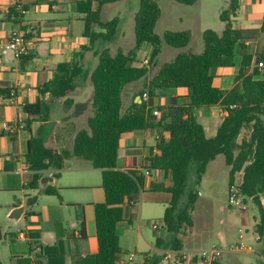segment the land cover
Instances as JSON below:
<instances>
[{"label": "trees", "instance_id": "obj_1", "mask_svg": "<svg viewBox=\"0 0 264 264\" xmlns=\"http://www.w3.org/2000/svg\"><path fill=\"white\" fill-rule=\"evenodd\" d=\"M121 1L77 0V11L85 23L84 36L89 39V45L82 47L71 62L59 64L54 78L39 91L42 96L49 94L53 101L65 99L64 105L70 107L74 101L69 95L78 88L79 83L89 80L94 89L93 116L88 118L86 128L75 134L69 149L59 150L47 146L43 127H39L36 134H31L25 159L33 175L25 178L26 189L37 190L44 178L43 171L62 170L65 161L72 157L92 161L94 168L102 172L106 200L94 205L98 251L81 258L76 264H117L121 252L117 226L124 220L123 206L131 204L137 207L144 193L146 179L145 171H121L117 168L122 136L128 132L159 129L161 136L157 148L161 153L147 158L146 169L159 170L170 177L169 186L154 184L152 187L154 192L167 193L171 197L163 217L164 228L170 236L159 240L160 247H170V250L176 251L184 249L179 236L182 227L194 225L192 212L199 198L195 186L201 183L209 164L220 155L224 156L227 166L231 168L230 187L235 183L236 175L243 173L240 190L246 200L253 199L258 207L256 233L260 235L264 246V206L261 202L264 194V51L259 59L262 67H257L252 73L253 55L245 46L249 36L246 31L235 29L231 22L239 8V0H231L230 9L221 13L220 20L226 24L222 34L214 30L205 31L202 53H179L144 86L140 93L142 100L144 94L155 98L159 91L167 89L188 88L191 91L188 105L162 106L159 108L158 120L148 116L144 100L142 103L133 102L124 111L123 91L127 85L149 75L150 68L163 51L164 43L176 49L185 48L192 41V33L167 31L160 37L155 32L162 16L159 3L156 0H140L134 23V47L127 53L119 49L116 54H112L107 45L118 38L121 20L114 18L103 21L101 11L107 4ZM173 1L192 6L198 0ZM21 17L16 6L10 9L9 20L17 24ZM260 32L264 35V22ZM144 43L152 46L149 65L138 66L136 64ZM239 49L242 72L233 89H221L215 85L213 70L234 68ZM92 50L98 58V65L85 77L88 65L82 59L85 52ZM260 76L262 79H258ZM12 91L0 89V95L7 97ZM50 104L40 100L26 105L23 109L28 116L27 124L32 126L38 119L47 123ZM212 106H220L227 116L217 135L208 138L197 112ZM244 130L249 131V135L241 139ZM194 177L195 183L192 182ZM54 178H59V175H54ZM43 191L46 195L61 198L59 190L51 185ZM184 197L185 202L182 201ZM36 203V197L27 201L30 208ZM33 214L30 211L27 216ZM82 227H85V222ZM0 264H3L1 260ZM36 264L42 263L38 261ZM146 264H156L155 257L147 259ZM214 264L223 263L217 260Z\"/></svg>", "mask_w": 264, "mask_h": 264}, {"label": "crops", "instance_id": "obj_2", "mask_svg": "<svg viewBox=\"0 0 264 264\" xmlns=\"http://www.w3.org/2000/svg\"><path fill=\"white\" fill-rule=\"evenodd\" d=\"M198 2H201V0H198ZM18 3L23 6L26 13L22 15L21 21L16 24L8 19V13ZM105 6L101 11V18ZM230 6L231 0H228V9H230ZM225 10H222V12ZM222 12L219 11L220 16ZM197 20V23L202 26V15L197 14ZM231 22L235 29L244 30L249 36L248 40L245 41V46L248 48V52L253 55L252 72L257 68L260 54L264 51V35L260 32L264 22V0H239V8L236 14L232 16ZM225 26L226 24L222 23V28L216 32L222 34ZM84 30L85 23L82 20V15L77 11V0H0V89H11L16 91L17 94L15 104H9L6 101V96L0 95V193L11 194L21 186L23 191L26 190L27 182L25 178L33 175V172L29 169L25 156L28 152V141L31 134H36L38 130L36 132L34 130L35 123L32 126L27 124L28 116L25 114L23 108L26 105L35 104L40 100L51 102L50 109L54 104H64L65 99L53 101L49 94L42 96L39 90L54 78L59 64L71 62L76 53L81 51L82 47L89 45V39L84 36ZM207 30L210 29L203 28V26L200 28L202 37ZM18 31L29 32L28 36L31 47L30 53L21 58L15 57L13 52L6 51L3 48L10 36ZM181 31H190L193 40L194 30L191 26ZM120 41L119 33L114 43H119ZM109 45H107L108 48H110ZM238 54L239 57L234 68H218L220 71L216 75L215 85L219 88L230 91L236 85L237 77L242 72L240 49ZM95 59L98 58L94 56V50H92L84 53L82 62L85 65H93ZM218 79L221 80L222 86L218 85ZM258 79H262V77L260 76ZM143 88L144 86L128 91L126 95V107L123 101L124 111L133 102L138 103L143 101L140 96ZM124 94L125 89L122 97ZM93 97L94 89L89 80L79 83L78 88L69 95V98L74 101V104L68 107L71 117L68 119L67 126L72 131L73 139L79 130L86 128L87 120L92 115L90 109ZM190 97L191 91L188 88L167 89L159 91L157 96L153 98V102L158 108L162 106H184L190 103ZM197 116L199 122L204 126L206 136L213 138L217 135L224 117L227 116V112L220 106L204 107L198 110ZM47 123L40 127L45 129L48 125ZM6 124H14L17 126L16 130L14 132H7L5 130ZM248 135L249 131L246 135L242 133L241 139ZM160 136L161 131L159 129L128 132L122 136L117 168L121 171H145L148 174H146L144 193L137 207L131 204H125L123 206L124 220L117 226L121 249L117 264H146L147 259H152L153 257L156 259V264H172L165 259L166 252L171 248L160 247L159 240L163 238H156L153 241L146 238V244L150 249L141 252L142 259L138 261L136 260L139 253L138 242L134 246L126 249L121 247L122 238L132 239L129 233L133 230L135 224L139 227L143 225L141 203L146 193L153 192L152 197H150L152 202L164 201L170 203L171 197L169 194L154 192L152 189L154 184L169 186V175L159 170L148 171L146 169L148 166L147 158L152 154L160 155L161 153L157 148ZM62 138L60 133H57L56 137L51 138L52 140L50 139V141H46V144L55 149H66L61 142ZM42 174L44 177H52L54 183L57 180L61 181L58 189L61 198L57 196L61 204L54 209L57 215L50 208H46L45 219L48 223L62 224L65 221L63 203L67 201L68 203H74L71 205L75 206V208L78 207L82 215L81 217H77L81 229L67 238V240H71L70 238H72L71 242L73 243L71 246H66L65 251H68V248L72 250L68 251V254L58 252L56 258L39 262L42 264H61L60 262L62 261H60V258L68 256L72 260V264H76L81 258L97 253L98 241L96 238L94 205L106 200V194L102 188L101 170L94 168L92 161L88 159L72 157L65 161L62 170L50 169L43 171ZM65 174H69L70 176L66 177ZM54 175H59V178H54ZM53 182H50L48 185H51ZM41 186L43 189L47 187L42 185V183ZM67 190H74L78 193L74 194L71 200H65V197L61 193ZM30 198L34 197H28L18 202L14 196L13 199L6 201L5 204H0V206L2 208V205H5L3 208H5L9 218L14 209L23 207L24 211L22 216L16 221H21L23 218H31L33 222L40 223V214L36 213L33 209L38 203V198L37 203L32 208L27 205V201ZM261 202L264 206L263 196L261 197ZM246 203L248 209L249 203L255 204L252 199L247 200ZM30 211H33V216H27ZM246 211L240 212L244 213ZM83 222H85V227H82ZM253 222L252 228L256 244L247 240L250 229L248 228V220L245 217L241 218L242 226L233 230L234 235L237 237L235 242L233 240L229 241V233L223 231V229H218V236L222 237L223 240V246L221 247H228L237 243L240 235L243 234L245 244L255 249L254 253L245 255L255 257L264 264V246L261 242L256 241V226L259 218H254ZM83 229L84 233L82 232ZM44 232L46 234L52 233L53 235L52 237H46V241L50 243L58 242L59 237L56 230L45 229ZM21 233L24 234L25 239H19V234ZM19 234L16 235L18 240H27V235L24 232L21 231ZM180 239L182 238L180 237ZM182 241L184 243V251L197 249L187 250L186 243L183 239ZM166 245L169 244L167 243ZM129 249H135V252H131ZM219 261L223 264H239L227 253L221 255ZM36 262L38 261H35L34 264ZM184 264H198V259H190Z\"/></svg>", "mask_w": 264, "mask_h": 264}, {"label": "rangeland", "instance_id": "obj_3", "mask_svg": "<svg viewBox=\"0 0 264 264\" xmlns=\"http://www.w3.org/2000/svg\"><path fill=\"white\" fill-rule=\"evenodd\" d=\"M161 9L162 16L156 25L155 32L160 37H163L167 31L178 32L188 27L194 30V36L191 43L182 49H176L164 43L161 55L155 61L153 67L150 68V73L147 77L133 82L125 88V94L122 97L124 106H127L126 95L128 91L136 89L148 84L154 77L156 72L166 63L172 62L179 53H195L199 54L203 51L204 43L203 37L200 34V28H208L210 30L218 31L222 28L220 20V12L228 9V0H201L195 5L188 6L177 3L173 0H156ZM140 0H122L119 3L107 4L103 10L102 18L104 21H111L114 18L121 20L119 33L120 42L112 43L109 45L113 54L121 48L125 52L131 50L135 45L134 23L135 16L139 11ZM197 14L202 15V26L197 23ZM152 53V46L144 43L139 53L138 60H143L150 57ZM98 65V59H95L94 64L86 67L87 74H91ZM141 66L140 61L136 64ZM220 69H214L215 75L219 74ZM218 85L222 86L221 80L218 79ZM127 89V90H126ZM91 116H93V107L91 106ZM71 117L69 108L62 103H57L52 106L49 114L48 125L44 129V136L46 141L56 137L60 133L61 142L66 149L73 145V136L70 127L67 126L68 119ZM38 119L34 124L35 132L41 125H44ZM86 127V125H85ZM248 133L247 130L243 131V135ZM51 139V140H52ZM230 172L231 168L227 166L224 156H218L212 161L204 175L201 183L195 186V190L200 192L198 201L192 212V219L194 225L184 226L181 229V237L186 243L187 250L201 251L213 248L214 246H223L222 237L218 236V229H223L229 233V241L237 240L234 235V229L242 226L241 218L245 217L248 220V228L250 229L247 235V240L255 243L253 234V221L254 218H259L258 207L249 203V209L242 213L238 209L232 207L229 203L230 195ZM66 177L70 176L65 174ZM196 178L194 177L193 183ZM243 182V173L236 175L235 183L241 185ZM233 184V185H234ZM61 181L57 180L51 183V186L59 189ZM78 193L74 190H67L61 193L65 200H71L74 194ZM153 192H148L144 195L141 203V211L143 213V225L139 227L137 224L129 233L132 237L131 240L122 238L121 247L126 249L139 243V253L136 260L142 259L143 251L149 250L146 244V238L154 240L156 238L167 239L170 234L164 228L163 217L169 203L164 201L152 202ZM17 198L18 202L23 201L28 197L38 198V203L34 206V211L40 214V223L33 222L31 218L21 219V221L11 220L5 210V205L0 206V226L2 229V241H0V260L3 264H34L35 261H47L50 258H56L58 252L68 254L70 250H66V246H71L73 242L67 240L68 236L74 234L81 229L80 222L77 217H81L82 212L75 206L74 203L64 202V222L62 224L52 223L49 224L46 218V208H50L55 215H57V206L61 201L57 196H48L43 192V187L40 186L37 190H22V186L17 191L11 194L0 193V204H5L6 201ZM7 199V200H6ZM183 202L186 201L184 197ZM140 207V205H139ZM78 215V216H77ZM147 222V223H146ZM154 224L161 225L159 230L153 228ZM54 225V226H53ZM45 229H54L58 233L59 240L56 243H45L47 237ZM27 235V240H18L16 235L20 232ZM193 244V245H192ZM75 245V244H74ZM135 252V249H129ZM68 252V253H67ZM232 259L239 264H263L259 259L241 255L230 254ZM59 259V258H57ZM61 264H72V260L68 256L60 258Z\"/></svg>", "mask_w": 264, "mask_h": 264}, {"label": "built area", "instance_id": "obj_4", "mask_svg": "<svg viewBox=\"0 0 264 264\" xmlns=\"http://www.w3.org/2000/svg\"><path fill=\"white\" fill-rule=\"evenodd\" d=\"M17 10L24 15L26 10L23 8L21 4L16 5ZM29 32L18 31L14 32L10 38L6 41L3 48L6 51H11L14 53L15 57L21 58L30 53V41L28 37ZM141 66H148L150 57H146L143 60H139ZM257 67L261 68L262 66L258 63ZM255 71V70H254ZM252 71V73L254 72ZM16 91H12L9 96L6 97V101L9 104H15L16 102ZM143 100L147 103V113L148 116L153 120H158L160 111L159 108L154 104L153 98L148 94H144ZM14 124H6L5 130L7 132H14L16 130ZM148 174V173H145ZM142 196V194H141ZM264 197V194H262ZM261 196V197H262ZM253 200V199H252ZM247 200L243 196L240 186L234 184L230 187V195H229V203L232 207L238 209L239 211H246L248 209ZM153 228L159 230L161 228L160 225L154 224ZM241 232V230H240ZM19 239H25L24 234H19ZM256 241L261 242V237L259 234H256ZM255 249L252 246H248L243 241V234L240 235L239 241L235 244H232L228 247H220L214 246L210 249H205L201 251H176L169 250L165 254V259L170 261L172 264H184L190 259H198V264H214L215 261L219 260L220 256L227 254H250L254 253Z\"/></svg>", "mask_w": 264, "mask_h": 264}, {"label": "water", "instance_id": "obj_5", "mask_svg": "<svg viewBox=\"0 0 264 264\" xmlns=\"http://www.w3.org/2000/svg\"><path fill=\"white\" fill-rule=\"evenodd\" d=\"M138 103H142V101H140ZM53 181H54V179L52 177H44L41 180V183H42V185L47 186L50 182H53ZM23 211H24L23 207H18L16 209H14L13 212L11 213V215H10V218L13 219V220L20 219L21 216H22ZM52 236H53L52 233H47V237H52ZM45 243H50V242L45 240Z\"/></svg>", "mask_w": 264, "mask_h": 264}]
</instances>
